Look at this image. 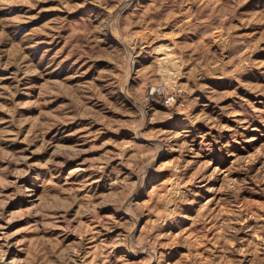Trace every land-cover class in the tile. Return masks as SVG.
Masks as SVG:
<instances>
[{
    "label": "clouds",
    "instance_id": "clouds-1",
    "mask_svg": "<svg viewBox=\"0 0 264 264\" xmlns=\"http://www.w3.org/2000/svg\"><path fill=\"white\" fill-rule=\"evenodd\" d=\"M39 2L40 0H34L31 7L37 8ZM81 3L97 4L99 7L87 9L75 17H69L67 14L59 15L55 17L56 22L53 26L68 32L71 45L68 55H75L78 60L85 58L83 64L95 60L102 51L110 52L115 68H105L96 79L107 81L104 85L106 88L117 86L118 90L125 92L131 98L130 119L126 125L130 132L126 135L132 141L143 144V149L135 156L124 151L105 150L103 155L91 158L85 169L88 175L76 181L61 175L62 165L74 159L81 151H92L95 145L71 152L55 151L47 160L39 163L38 167L46 171L43 174L37 173L36 178L41 180L46 192L51 194L55 190L57 193H67V195L42 197L40 202H34L24 213L39 219L23 229L28 233H37L36 237L24 236L12 241L17 245L22 244L21 251L28 254L23 264H37V257L40 258L39 264H93V262L94 264H176L175 253L170 249L177 242L185 243V233L181 232L180 240L175 241L173 232L188 219L193 221L191 228L195 234L193 239L199 238L207 245L202 253L194 251L188 253L191 264H264V212L257 211L253 217L252 210L243 212L240 210L241 192L248 189L264 194V188L250 187L247 175L234 181L230 190L225 189L228 194L221 197L233 209L235 218L227 219L217 226L218 229L222 228L219 235H213L209 240L206 223L199 216L189 215L196 211V206L208 198L210 193L211 198L215 199L221 191L209 184L213 177L219 180L220 173L215 169L212 172L204 171L207 165L200 166L201 153L211 155L219 149L226 156H233L236 154L235 146H243L249 135L246 130L252 127L253 122L259 120L264 123V108L257 109L252 101L245 99L237 91L241 86H247L239 73L246 71L249 66H257L258 62L253 60L249 53L234 58L238 62L231 69L227 68L226 63H221L219 69L214 72L205 60L199 65L197 73L190 74L184 70L190 53L180 50L175 42L170 45L156 44L155 39L148 34L155 29H149L143 16L132 9L135 0H81ZM55 6L61 11L64 8L71 11L76 4L70 5L65 0H56ZM187 11L190 12L191 9ZM241 15L243 14L234 18L239 19ZM261 20H264V10L261 11L257 22ZM137 25L140 27L137 28ZM177 27L180 25L178 24ZM232 41L244 44V41L236 40L235 36L232 37ZM23 43V40L19 44L14 43L13 48L23 51L20 48V44ZM6 52V49H0V57ZM161 52L164 54L162 59L157 55ZM148 57L156 58L150 69L143 66ZM200 59V57H192L194 63ZM8 62L17 65L18 71L13 74L14 80H23L24 76L36 72H39L41 77H45L59 67V65L53 67L49 63L43 71H39L38 64L31 62L24 64L22 58L9 59ZM161 65L171 71L161 72ZM0 67H7V64L0 60ZM206 67H208L207 71H205ZM20 72L23 76L18 75ZM216 74L230 76L237 82L233 91L227 93L233 97L228 104L219 103L223 96L217 93L211 84L204 82L206 76ZM181 76L187 77V82L183 86L177 83ZM69 86L76 91H81L82 87L85 89L89 87L75 84ZM33 87L39 85L27 84L23 88L19 84L14 85L17 92H25L29 95L31 93H28L27 89ZM96 91L98 92L99 89ZM46 95V92L41 91L35 100L29 101V104L39 107L50 103V100L42 99ZM202 96L207 97V101L203 100ZM213 101L216 103L213 104ZM17 106L14 104L8 111L15 113ZM161 108L163 110L158 111ZM181 112L184 113L182 118L177 116V113ZM225 117H231V120L236 121L235 124H232L231 120L225 122ZM74 118L67 117L68 120ZM164 118L183 119L184 123L179 128H174L171 124L154 125V121ZM199 121L207 124L208 129L205 130L198 123ZM9 123L19 126L23 121L13 118ZM107 127L112 126L109 124ZM213 128L219 131L213 133L211 131ZM112 130L118 132L120 129L113 127ZM7 131V128L0 130L5 133L0 135V140L7 138ZM19 136L20 131L17 128L13 138ZM38 139L42 140V137L33 135L27 142L32 145ZM91 139H95V136H91ZM83 140L84 143H89L87 136L83 137ZM50 146L49 142H43L35 148V151H44ZM57 155L63 156L64 159L57 160L55 158ZM157 157L172 159L168 173L158 175L160 165ZM26 159L20 156L16 163H24ZM242 161V157H237V163L232 167H223V175L229 176L237 167L246 173L250 172ZM198 166L199 172H197ZM31 170L32 166L26 165L21 171L26 175ZM153 177L157 180L156 192L153 195L163 191L165 198L159 202L154 199L152 207L146 208L143 200L147 198L153 187ZM57 178L63 182L58 183ZM165 178L167 183L160 185L158 181ZM12 183L16 184L15 181ZM93 185L95 188L92 187ZM83 190L87 192L79 195L78 193ZM99 191H102L103 195L98 194ZM74 192L77 195H73ZM32 194V191L23 185L17 186L13 193V195L28 196ZM73 205L78 207L70 214L69 209ZM106 205L111 207L105 209ZM100 209H105L110 215H101L98 211ZM153 209L159 215H154ZM18 215L10 216L0 212V261H3V264H20L19 261L10 262L3 259L7 255V248L12 246L9 241L14 235L3 229ZM83 217H87V222L96 229L95 233L88 234L91 233V229L85 232L81 224ZM253 218L255 223H245L246 220ZM197 225L201 226L197 227ZM57 227L63 228V232L58 234L63 239L68 240L71 234H75L79 239H72L66 247L58 244L55 248H48L39 234ZM105 229L108 231L106 232ZM38 241L39 248L36 247ZM188 243L190 247H195L191 241ZM117 246H122L118 255L114 253ZM178 264H189V262L182 258Z\"/></svg>",
    "mask_w": 264,
    "mask_h": 264
},
{
    "label": "rangeland",
    "instance_id": "rangeland-1",
    "mask_svg": "<svg viewBox=\"0 0 264 264\" xmlns=\"http://www.w3.org/2000/svg\"><path fill=\"white\" fill-rule=\"evenodd\" d=\"M33 2L34 0H0V49L7 50L6 54L0 57V60L7 64V67H0V130L8 129L7 138L0 140V212L10 216L19 214L3 229L5 232L14 233L9 241L12 246L7 248V255L3 259L10 262L19 261L20 264H23L28 254L21 251L22 244L17 245L12 241L24 236L36 237L38 235L23 231L29 223L39 219L24 215V213L32 207L34 202H40L42 197L67 195V193H57L55 190L51 194L46 192L41 180L36 178L37 173L43 174L46 171L38 167L39 163L47 160L49 155L55 151L71 152L95 145L92 151H81L74 159L62 165L61 175L76 181L88 175L85 169L91 158L103 155L105 150L124 151L135 156L143 149V144L132 141L126 135L130 132L126 125L130 119L131 98L125 92L118 90L117 86L106 88L104 85L107 81L96 79L105 68H115L110 52L102 51L95 60H89L87 64H83L85 58L78 60L75 55H68L71 47L68 32L53 26L56 22L55 17L59 15L67 14L69 17H75L87 9H96L99 6L83 4L81 0H65L70 5L75 3L76 6L72 7L71 11L68 8L61 11L55 6L56 0H40L37 8L31 7ZM189 8L190 12L187 11ZM132 9L143 16L149 29H155L148 34L155 39L156 44L170 45L175 42L180 50L190 53L188 63L184 68L190 74L197 73L199 65L205 60L214 72L219 69L221 63H226L227 68L231 69L238 62L234 58L251 53L252 59L258 62L257 66H249L246 71L239 73L247 86H241L237 91L245 99L252 101L257 109L264 108V20L257 22L261 11L264 10V0H135ZM241 13L243 15L239 19L234 18ZM178 24L180 27H177ZM136 27L139 28L140 25ZM233 36L238 41H244V44L233 43ZM21 40L24 42L20 44L23 51L14 49L13 44H19ZM24 45L31 46L25 47ZM157 55L162 59L164 54L161 52ZM192 57L201 59L194 63ZM21 58L24 64L29 62L38 64L39 71H43L49 63L53 67L56 65L59 67L45 77H41L39 72H36L24 76L23 80H14L13 74L18 71L17 65L8 61ZM154 59L156 58L148 57L143 66L150 69ZM81 64L83 68L80 67ZM160 71L170 72L171 69L161 65ZM18 75L23 76V73L20 72ZM186 82L187 77L184 76L177 81L181 86ZM204 82L211 84L216 92L223 96L219 103L228 104L233 99L227 93L233 91L237 82L230 76L223 74L206 76ZM16 84L22 88L27 84H38L39 87L28 88L27 92L31 93L29 95L25 92H17L14 88ZM73 84L89 87L86 89L82 87L81 91H76L69 86ZM96 89L99 91L97 92ZM41 91L47 93L42 99H48L50 103L39 107L29 104V101L35 100ZM202 99L207 101V97L202 96ZM14 104L18 105L15 113L8 111ZM162 110L163 108L158 109V111ZM183 115L182 112L177 113L178 117L182 118ZM67 117L75 118L68 120ZM13 118L18 121L22 120L23 123L19 126L10 124L9 121ZM229 120L231 117H225V122ZM235 122L231 120L232 124ZM183 123V119L175 118L154 121L155 126L171 124L174 128L181 127ZM198 123L205 130L208 129V125L203 121ZM109 124L112 127H107ZM113 127H118L120 130L113 131ZM17 128H19L20 136L13 138ZM211 131L217 133L219 130L213 128ZM246 131L249 135L243 146H235V155L226 156L224 152L216 149L211 155L201 153L199 157L200 166L207 165L204 168L205 172H212L215 169L221 176L219 180L213 177L209 181L211 186L221 190L216 198L212 199L210 193L208 198L196 206V211L189 214L201 217L206 223L209 240L213 235L221 233L222 228L218 229V225L226 222L227 219L235 218L233 209L221 199L228 194L225 189L230 190L233 182L245 175L249 177L250 187L264 188V123L256 120ZM0 135H5V133L0 132ZM33 135L41 136L42 140L38 139L35 144L29 145L27 141ZM85 136L89 138V143H84L83 137ZM91 136H95V139H91ZM43 142H49L51 146L44 151H35V148ZM194 150L197 149L194 148ZM20 156L27 158L24 163H16ZM237 157L243 158V165L250 169V172L246 173L237 167L229 176H224L223 167H232L237 163ZM55 158L64 159L59 155ZM157 160L160 165L158 175L168 173L172 159L157 157ZM26 165H31L32 170L25 175L21 170L25 169ZM197 172H199V166ZM12 181L16 184L14 185ZM153 181L152 189L147 194V198L143 200L146 208L152 207L154 199L159 202L165 198L163 191L153 195L156 192V177H153ZM57 182L62 183L63 181L57 178ZM158 183L160 185L167 183V178ZM19 185L29 188L33 194L31 196L13 195ZM92 187L95 188V185ZM85 192L87 190L80 191L78 194L83 195ZM88 194L92 195V193ZM98 194L103 195V192L99 191ZM73 195L77 193L74 192ZM240 196L242 197L240 204L242 212L250 209L253 211V217L257 211L264 212V194L260 191L253 192L245 189ZM64 202L68 203V201ZM77 207L73 205L69 213H74ZM110 207L111 205H106L105 209ZM105 209L98 211L101 215H110ZM153 214L159 215L155 209H153ZM255 222L254 218L245 221L246 224ZM81 224L85 232L91 229V233L88 234L95 233L96 229L87 222V217L81 218ZM192 226L193 221L188 219L185 224L173 232L175 241L180 240L181 232L185 233V243L177 242L170 249L172 253H175L174 262L176 264L182 258L191 264V257L188 253L193 251L202 253L207 246L199 238L193 239L195 234L191 231ZM200 226L197 225V227ZM105 231L108 230L105 229ZM62 232L63 228L57 227L39 235L42 236L48 248H55L58 244L66 247L72 239H79L75 234H71L69 239L65 240L58 235ZM188 241H191L195 247H190ZM36 247H40L39 241ZM121 247L117 246L114 253L120 254ZM89 259L91 260V257ZM39 260L40 258L37 257V264ZM2 263L3 261H0V264Z\"/></svg>",
    "mask_w": 264,
    "mask_h": 264
},
{
    "label": "bare ground",
    "instance_id": "bare-ground-1",
    "mask_svg": "<svg viewBox=\"0 0 264 264\" xmlns=\"http://www.w3.org/2000/svg\"><path fill=\"white\" fill-rule=\"evenodd\" d=\"M3 264V263H2Z\"/></svg>",
    "mask_w": 264,
    "mask_h": 264
}]
</instances>
